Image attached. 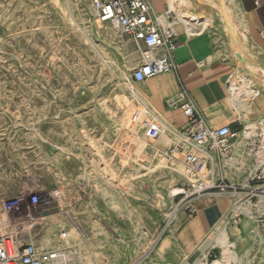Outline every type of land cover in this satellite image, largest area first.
<instances>
[{"label": "rangeland", "instance_id": "obj_1", "mask_svg": "<svg viewBox=\"0 0 264 264\" xmlns=\"http://www.w3.org/2000/svg\"><path fill=\"white\" fill-rule=\"evenodd\" d=\"M197 1L216 8L238 72L264 88V71L231 41L230 10L224 17L219 0ZM180 3L178 11L189 14L192 3ZM139 62L135 43L99 23L88 0H0V234H15L19 245L69 249L57 264H150L187 210L189 200L177 194L194 175L167 155L179 140L164 129L172 143L154 135L166 124L131 79ZM260 98L261 92L250 100L252 109ZM251 161L255 171L235 178L240 200L222 197L232 201L230 216L264 211V165ZM230 168L225 177L233 181L240 173ZM56 189L64 200L52 218L33 221L3 210L5 200ZM227 223L223 218L210 242ZM261 243L264 235L257 246L263 256L251 264H262Z\"/></svg>", "mask_w": 264, "mask_h": 264}, {"label": "crops", "instance_id": "obj_2", "mask_svg": "<svg viewBox=\"0 0 264 264\" xmlns=\"http://www.w3.org/2000/svg\"><path fill=\"white\" fill-rule=\"evenodd\" d=\"M150 2L157 14H164L168 8L170 10L168 0ZM225 2L240 40L248 54L253 56L256 65L264 71V0ZM191 3L189 14H182L201 19L192 28H186L179 20L177 22L176 12L170 11L168 20H163L165 24L173 22L178 31L179 47L173 54L176 71L139 84L140 93L164 124L178 130L185 126L187 118L179 107L172 106L171 101L183 87L190 93L209 127L231 126L232 131L238 133L232 143L234 148L247 123L245 115H241L242 110L233 102L231 90L234 85H241L240 79L249 78L237 70L229 36L224 32L216 8L197 0H191ZM204 19H210L211 24L204 27L201 22ZM259 89L261 98L254 101L253 111L248 116L252 122L264 118V88ZM261 140L260 136L252 139L253 142L248 140L242 152L256 153L262 146ZM233 153L235 158V148ZM253 163L246 162L245 171L234 173L233 181H229L237 186L235 178L244 179L249 171H255ZM222 197L217 193L205 195L194 201L196 213L192 217L187 210L181 213L171 234L164 237L156 247L150 264H209L205 262V257L212 255L215 261L222 264H251V257L261 258L263 254L257 252V246L264 235V211L258 213L256 207L254 213L243 218L230 216L228 212L232 201ZM226 217L228 223L223 229L227 234V247H221L217 244L218 232L217 240L212 239L210 242V235L215 234L218 224ZM261 244L264 247V243ZM260 260L264 264V259Z\"/></svg>", "mask_w": 264, "mask_h": 264}, {"label": "built area", "instance_id": "obj_3", "mask_svg": "<svg viewBox=\"0 0 264 264\" xmlns=\"http://www.w3.org/2000/svg\"><path fill=\"white\" fill-rule=\"evenodd\" d=\"M88 2L99 23L115 28L128 36L137 46L140 62L131 75L135 84H143L176 71L173 54L179 47L178 31L173 22L168 24L163 22L165 17L171 15L169 8L164 14H157L150 0H88ZM171 104L182 110L187 123L178 130L162 125L154 135L159 136L164 129L172 138L179 140L178 144L170 147L167 155L171 160H180L194 175L189 187L177 194L189 200L187 211L192 217L196 213L193 208L194 201L205 195L217 193L223 197H233L240 194V188L225 177V171L233 163L232 143L238 137V133L233 132L231 126L209 127L190 93L183 87ZM210 167L216 168L217 172L207 174L206 171ZM63 200V193L56 189L28 197L17 196L8 199L2 203V207L7 215H17L19 218L32 217L35 221L43 218L42 212L50 209L52 203H57L61 211ZM238 208H235V212ZM67 240L68 234L61 233L60 241ZM68 250L65 248L46 250L34 244L19 245L15 234L10 232L0 234V264H53L64 259Z\"/></svg>", "mask_w": 264, "mask_h": 264}, {"label": "bare ground", "instance_id": "obj_4", "mask_svg": "<svg viewBox=\"0 0 264 264\" xmlns=\"http://www.w3.org/2000/svg\"><path fill=\"white\" fill-rule=\"evenodd\" d=\"M184 2L185 4L190 5V1L189 0H168L169 2V7L170 10L169 12H176V17H177V22H182L186 28H192L193 24H195V22H199L200 20L199 18H197L196 16H190L188 14H182L180 11H178V4L180 2ZM221 2H219V4H217V2H215L218 7L221 8L222 10V14L223 16H228V10L227 7L225 5V1L226 0H219ZM181 4V3H180ZM208 18V17H207ZM168 20L167 17H165L164 21ZM179 20V21H178ZM204 25V27H207L211 24V20L210 19H204L203 21H201ZM230 22V21H229ZM226 24L228 27V34H230V31L235 30L234 25H232L233 23H231V25L228 24V20H226ZM229 25V26H228ZM193 30V29H192ZM194 31V30H193ZM240 51V53L244 56V59L246 62H248V64H250V66L254 67V63L252 61V57L247 53L246 49L244 47H237ZM256 71H258V69L255 68ZM242 75V74H241ZM264 76V75H263ZM240 83L241 85H234V87L231 90V95L233 98V102L236 103V105L238 106V108L240 110H242L241 115H245V120L247 123V126L245 128V131H243V133L240 135V141L237 142L236 144V153L238 155V157L235 159H233V163L230 166V170L232 172H236V170L241 173L245 170V163L251 160H256V162H260L259 165H264V118L259 119L258 122H252L249 121L246 117L249 113H251L253 111L252 107H251V103L250 100L257 97L260 94V90L256 87V86H252L253 81L249 78V79H240ZM127 100V99H126ZM253 102V101H252ZM149 107V105H147ZM146 106V107H147ZM147 107V108H148ZM145 108V107H144ZM150 108V107H149ZM245 111V112H244ZM154 112V111H153ZM147 114V113H146ZM150 114V113H149ZM155 117V116H154ZM159 120V119H158ZM244 120V121H245ZM160 123H163L162 118L159 120ZM158 128L157 126L152 125V130ZM260 131V132H258ZM262 137L263 139L260 141L262 146H260L259 150L256 151V153H249V152H242V148L244 147V144L248 141L252 139H255L256 137ZM162 140H168L171 143L173 142V140L171 138H169L167 135H165V133L161 132L160 137H159V142H161ZM253 142V141H252ZM246 145V144H245ZM248 145V144H247ZM253 145V144H252ZM250 151V150H249ZM253 157V158H251ZM253 165H256L255 163H253ZM186 171L187 169L184 168ZM260 169V166H259ZM188 172V171H187ZM229 175V174H228ZM190 177L192 178V176L190 175ZM228 178H230L228 176ZM179 190H176L175 192H177ZM180 192V191H179ZM232 198V197H231ZM233 198H238V200H240L241 195L238 194L236 196H233ZM260 200L262 203H264V197H260ZM237 201V200H236ZM8 216V215H7ZM6 216V217H7ZM53 216V215H52ZM50 217V216H49ZM47 218V217H46ZM176 218V216H175ZM3 219V217H2ZM8 221V220H7ZM5 221V222H7ZM9 222V221H8ZM13 222V221H12ZM11 222V223H12ZM10 223V222H9ZM8 224V223H7ZM6 225V224H5ZM12 225V224H11ZM217 240V239H216ZM227 234L226 231L224 229H220L219 230V235H218V240H217V244L221 245V247H227ZM231 245V244H230ZM229 246V245H228ZM224 255V254H223ZM224 257V256H223ZM55 264L58 263L54 262ZM204 262H201L199 264H203ZM211 264H222V262L220 261H214Z\"/></svg>", "mask_w": 264, "mask_h": 264}, {"label": "water", "instance_id": "obj_5", "mask_svg": "<svg viewBox=\"0 0 264 264\" xmlns=\"http://www.w3.org/2000/svg\"><path fill=\"white\" fill-rule=\"evenodd\" d=\"M230 38H231V41L233 42V44L235 46L244 47V45L240 41V39H239V37H238V35H237L235 30L230 31ZM57 214H60V208H59L57 203H52L50 209L45 210V211L42 212V216L44 218L52 216V215H57Z\"/></svg>", "mask_w": 264, "mask_h": 264}]
</instances>
